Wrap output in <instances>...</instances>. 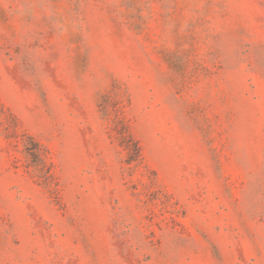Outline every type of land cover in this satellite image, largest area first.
Wrapping results in <instances>:
<instances>
[{"label": "rangeland", "instance_id": "1", "mask_svg": "<svg viewBox=\"0 0 264 264\" xmlns=\"http://www.w3.org/2000/svg\"><path fill=\"white\" fill-rule=\"evenodd\" d=\"M0 264H264V0H0Z\"/></svg>", "mask_w": 264, "mask_h": 264}]
</instances>
